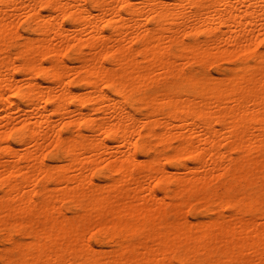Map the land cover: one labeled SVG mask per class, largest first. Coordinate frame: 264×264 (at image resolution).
I'll return each instance as SVG.
<instances>
[{"label": "bare ground", "instance_id": "bare-ground-1", "mask_svg": "<svg viewBox=\"0 0 264 264\" xmlns=\"http://www.w3.org/2000/svg\"><path fill=\"white\" fill-rule=\"evenodd\" d=\"M0 264H264V0H0Z\"/></svg>", "mask_w": 264, "mask_h": 264}]
</instances>
